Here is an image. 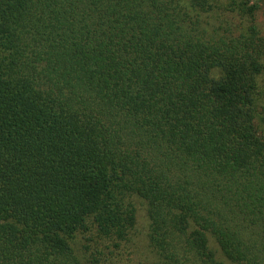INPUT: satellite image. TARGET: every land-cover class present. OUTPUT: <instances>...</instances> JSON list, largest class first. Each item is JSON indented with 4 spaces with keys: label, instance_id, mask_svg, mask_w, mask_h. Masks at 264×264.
<instances>
[{
    "label": "trees",
    "instance_id": "16d2710c",
    "mask_svg": "<svg viewBox=\"0 0 264 264\" xmlns=\"http://www.w3.org/2000/svg\"><path fill=\"white\" fill-rule=\"evenodd\" d=\"M257 1L0 0V264H264Z\"/></svg>",
    "mask_w": 264,
    "mask_h": 264
},
{
    "label": "rangeland",
    "instance_id": "374dc122",
    "mask_svg": "<svg viewBox=\"0 0 264 264\" xmlns=\"http://www.w3.org/2000/svg\"><path fill=\"white\" fill-rule=\"evenodd\" d=\"M257 2H258V8L256 12L254 13V17L260 29V33L264 37V0H258ZM143 212H144L143 210L140 211V214L138 217L139 223H144ZM139 226L140 228H143L141 224H139Z\"/></svg>",
    "mask_w": 264,
    "mask_h": 264
}]
</instances>
